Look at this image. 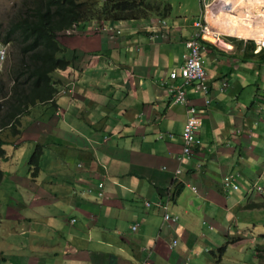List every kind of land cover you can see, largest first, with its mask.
<instances>
[{
  "label": "crops",
  "instance_id": "1",
  "mask_svg": "<svg viewBox=\"0 0 264 264\" xmlns=\"http://www.w3.org/2000/svg\"><path fill=\"white\" fill-rule=\"evenodd\" d=\"M163 1L104 18L118 34L90 19L57 36L69 58L51 73L60 90L19 116L12 140L4 135L0 264H235L228 247L250 251L242 264H254L264 206H245L262 197L244 184L264 186V0H184L179 9L190 11L182 14L169 1L162 12ZM219 1L231 32L211 21L216 7L207 9ZM202 14L216 33L208 28L200 49L208 92L183 86L201 121L198 142L180 159L185 108L164 84L179 82L167 73ZM37 144L36 164L10 169L22 146L31 155ZM226 173L236 188L221 187ZM166 194L175 222L153 203Z\"/></svg>",
  "mask_w": 264,
  "mask_h": 264
},
{
  "label": "trees",
  "instance_id": "2",
  "mask_svg": "<svg viewBox=\"0 0 264 264\" xmlns=\"http://www.w3.org/2000/svg\"><path fill=\"white\" fill-rule=\"evenodd\" d=\"M130 7L129 0H106L101 5L95 0H18L11 16L0 21V39L10 43L0 70V158L5 157L3 144L8 142L4 135L19 133V116L36 103L52 101L58 89L51 73L64 68L69 58L60 53L64 47L57 35L78 22L83 28L86 20L113 16ZM39 152L37 144L29 163L36 164ZM180 189L175 182L173 195ZM245 206H264V199L249 200Z\"/></svg>",
  "mask_w": 264,
  "mask_h": 264
},
{
  "label": "built area",
  "instance_id": "3",
  "mask_svg": "<svg viewBox=\"0 0 264 264\" xmlns=\"http://www.w3.org/2000/svg\"><path fill=\"white\" fill-rule=\"evenodd\" d=\"M194 26L197 28L188 37L184 40L185 52L182 54L183 63L179 66L178 69H172L169 72V76L171 78L175 77L177 74L181 77V83L179 84H168L166 86L167 92L172 96V100L174 102L183 104L185 106V119L183 121L180 137H181V152L180 158H183L192 152L193 147L198 142V138L196 137V130L200 124V115L197 112V108L194 104L188 101L187 96L185 95L183 85L187 83H191V88L193 91H197L201 94H207L208 92V84H207V76L204 68L201 65V58L199 55V48L201 44L199 43L197 37L205 31L206 26L199 21H194ZM225 84V82H222ZM100 185V183H98ZM220 185L222 188H236L238 186V182L234 179L231 173H226L222 176L220 181ZM245 191L249 193H257L258 195L264 197V187L259 183L250 182L245 184ZM100 194V190L98 191ZM155 205H163V200H156L153 202ZM144 204H149L147 200L144 201ZM168 215L165 213L163 217H167ZM136 222L131 225V228L136 227ZM176 242V239L173 238L171 240V244L173 245ZM141 264H147L146 261L141 262ZM185 264H189L185 262Z\"/></svg>",
  "mask_w": 264,
  "mask_h": 264
},
{
  "label": "rangeland",
  "instance_id": "4",
  "mask_svg": "<svg viewBox=\"0 0 264 264\" xmlns=\"http://www.w3.org/2000/svg\"><path fill=\"white\" fill-rule=\"evenodd\" d=\"M136 2L132 5L130 8H134V6H137L138 0H135ZM159 1V0H158ZM169 1V3H168ZM18 0H0V21H5L8 16H11L12 12L14 11L16 5H17ZM171 6V10L173 13L175 12L176 14L179 13H188L190 10L186 8L185 10L179 9L182 8L184 5V0H164L161 8L162 11L164 10V7L167 5ZM188 6L191 7L193 4L192 0H187ZM169 9V8H168ZM179 10L181 12H179ZM204 10H202L203 12ZM200 18L203 17V14L199 16ZM239 19H242L241 17ZM190 20V15L187 16L185 20H182L183 22H188ZM206 24L209 27L210 22L208 23L206 21ZM2 29H0L1 31ZM58 36V35H57ZM58 39V38H57ZM2 135H4V132H2ZM13 136L8 135L7 139H13ZM32 150H29L28 145H24L20 148L19 153L17 156H13L15 159L12 161L11 168L14 171H19L23 172L25 171V162H28L29 155ZM261 219V220H260ZM260 224L264 226V217L260 216L258 219ZM259 230H263L264 233V228H260ZM233 241V240H231ZM256 241V242H255ZM253 242H254V258H253V263L254 264H264V236H258L257 235V240L256 236H253ZM250 251L244 252L241 249H237L236 247H228L226 251V258L228 262H233L235 264H242L243 261H250ZM246 259V260H244Z\"/></svg>",
  "mask_w": 264,
  "mask_h": 264
},
{
  "label": "clouds",
  "instance_id": "5",
  "mask_svg": "<svg viewBox=\"0 0 264 264\" xmlns=\"http://www.w3.org/2000/svg\"><path fill=\"white\" fill-rule=\"evenodd\" d=\"M96 1V4L97 5H101L103 2H105L106 0H95ZM163 12V11H162ZM104 18H107L106 16L104 17H101V18H99V19H96V20H98L99 21V26H98V28L99 29H103V30H109L112 34H118L119 33V29L118 28H116V27H114V25H111L110 23H106V22H104L103 20H104ZM93 19H95V18H93ZM90 20V19H89ZM86 21H88V20H86ZM86 21L84 22V25H85V23H86ZM95 21V20H94ZM161 21V23H162V25H165V22L163 21V20H160ZM194 21H199L200 23H202V24H204L205 26H206V29H205V31L204 32H202L198 37H197V39H198V41H199V43L201 44V46H202V44H203V42H205L206 41V38H205V36H204V33L208 30V28L210 29V32H211V34L216 38V33L214 32V30H213V28H211L210 26L208 27V25L206 24V20L204 19V17H202V18H200V17H198V18H196ZM76 27H79V28H81L80 27V22H78L77 24H75V25H72L71 27H69V28H67V29H64V30H62L63 32L62 33H69V32H73L74 30H75V28ZM192 27H193V31L184 39V40H186L188 37H190L191 36V34L195 31V29H197L195 26H194V24H192ZM0 29H2V26H0ZM1 34V33H0ZM184 40H183V46H184ZM58 41V40H57ZM259 42V44L261 45V46H264V39L263 40H259L258 41ZM200 49H201V47L199 48V55H200ZM184 52H185V46H184ZM8 53H10V43H9V41H2L1 39H0V70L1 69H3L4 68V64H5V62H6V58H7V56H8ZM200 58H201V65H202V57H201V55H200ZM183 63V57H182V62H181V64ZM181 64H179L176 68H171L169 71H168V73H167V77L170 79V80H173L175 77H177V76H179L180 77V75L179 74H177L175 77H173V78H171L170 76H169V72L172 70V69H178L179 68V66L181 65ZM203 67V66H202ZM206 73V72H205ZM207 76V75H206ZM206 80H207V78H206ZM179 83H181V77H180V80H179V82L178 83H176V84H179ZM168 84H174L172 81L171 82H168V83H166V84H164L165 86H164V88H165V90H166V86L168 85ZM188 85H190L191 86V83H187ZM187 84H185V85H187ZM208 84V83H207ZM58 85V84H57ZM185 85H183V86H185ZM208 86V85H207ZM59 87L60 86H58V89H57V91H56V93L60 90L59 89ZM192 89V88H191ZM185 92V91H184ZM55 93V94H56ZM166 93H167V95L170 97V100L172 101V102H174L173 100H172V96L167 92V90H166ZM55 94H54V96H55ZM185 95H186V93H185ZM54 96L52 97V99H50V100H52L53 101V98H54ZM52 101H46V102H52ZM42 103H44V102H42ZM177 103V102H176ZM37 104V103H36ZM31 107V106H30ZM30 107H29V109H30ZM184 108H185V106H184ZM28 109V110H29ZM181 151V150H180ZM179 158H180V156H179ZM181 159V158H180ZM1 176H2V174H1ZM1 179V178H0ZM252 182H256V181H252ZM250 183V182H249ZM256 183H258V182H256ZM260 184V183H259ZM261 185V184H260ZM261 186H263V185H261ZM244 187H245V184H244ZM264 187V186H263ZM192 189H193V186H192ZM98 191L99 190H97L96 191V193L98 194ZM245 193H249V192H247V191H245ZM252 193H254V192H252ZM250 194V193H249ZM257 194V193H256ZM258 195V194H257ZM260 196V195H259ZM260 197H262V196H260ZM262 199H264V197H262L261 198V200ZM156 200H163V205H156L157 207H160V209L162 210V220L163 221H168V222H175V220H176V218H177V214H175V213H171V212H169L168 210H167V207H168V201H169V196H168V194H166V196L163 198V199H161V198H157ZM156 200H154V201H156ZM145 201V200H144ZM148 201V200H147ZM153 201V202H154ZM149 202V201H148ZM144 203V202H143ZM146 205V204H145ZM167 214L168 216L167 217H163L164 216V214ZM70 220H73L72 218H70ZM134 223V222H133ZM132 223V224H133ZM137 223V222H136ZM131 224V225H132ZM137 225V224H136ZM133 229V228H132ZM262 236V235H261ZM172 245V244H171ZM189 263V262H188Z\"/></svg>",
  "mask_w": 264,
  "mask_h": 264
},
{
  "label": "bare ground",
  "instance_id": "6",
  "mask_svg": "<svg viewBox=\"0 0 264 264\" xmlns=\"http://www.w3.org/2000/svg\"><path fill=\"white\" fill-rule=\"evenodd\" d=\"M221 2L219 1V3H215V4H213V5H211V6H209V8L207 9L208 10V12L211 14V11H212V9L211 8H213V6H215L216 7V14L214 13V18L215 19H212L211 18V21L212 22H214V24H215V22L217 21V23L215 24V25H220V26H222V29L223 28H227L226 30L228 31V29L230 30V27L232 26L231 24H233V22L231 21V20H227V22L225 21V19L224 18H226V15L228 16L229 15V13H230V11L228 10V9H222V8H220L219 7V4H220ZM255 3V2H254ZM206 10V11H207ZM228 10V11H227ZM226 14L225 16H222V14ZM257 20V19H256ZM264 20V19H263ZM225 23H227V24H225ZM206 32H208V30L206 31ZM206 32L204 33V35L206 34ZM228 32H231V31H228ZM233 33H235V34H237L236 33V31L235 32H233ZM257 38V37H256Z\"/></svg>",
  "mask_w": 264,
  "mask_h": 264
}]
</instances>
